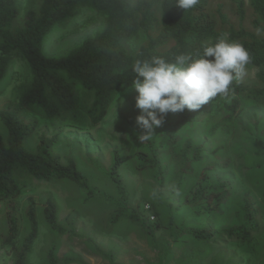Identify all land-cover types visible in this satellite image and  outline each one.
Segmentation results:
<instances>
[{
	"label": "rangeland",
	"instance_id": "rangeland-1",
	"mask_svg": "<svg viewBox=\"0 0 264 264\" xmlns=\"http://www.w3.org/2000/svg\"><path fill=\"white\" fill-rule=\"evenodd\" d=\"M17 1L21 19L28 9L38 10L40 6L39 0ZM104 27V15L85 7L52 29L45 38L44 52L64 56ZM140 42L133 41L129 46L135 49ZM257 71L248 65L241 81H253ZM31 77L27 62L16 58L0 83V109L20 96V86ZM80 90L86 103H92V94ZM137 95L132 87L121 93L105 120L96 126L79 129L67 122L39 119L27 146L35 150L41 134L61 132L55 150L63 157H74L92 185L112 196H117V190L109 170L115 151H119L125 157L122 173L130 193V209L146 226L159 227L156 239L133 217L115 222L118 207L114 202L100 197L87 199L86 192L72 181H36L22 191L17 202L21 238L29 231L25 210L30 195L41 203L48 197L55 198L61 207V223L67 229L74 228V234L54 232L44 221L40 206V235L30 256L31 264H48L53 244L58 264H264V108L244 102L233 120L220 124L227 113L224 103L231 99L229 92L200 110L168 113L151 139L140 141L136 117L142 110L136 107ZM190 114H196L197 119L176 128L175 124ZM0 129L7 135L2 122ZM151 144L158 149L160 172L145 160L152 153ZM207 166L211 167V182L222 184L221 202L211 208L185 204ZM247 196L259 222L253 228L251 243L236 242L226 235L203 241L187 231L192 227L212 232L239 227L245 221ZM8 228L5 204H0V264L15 261L14 253L1 246Z\"/></svg>",
	"mask_w": 264,
	"mask_h": 264
},
{
	"label": "trees",
	"instance_id": "trees-1",
	"mask_svg": "<svg viewBox=\"0 0 264 264\" xmlns=\"http://www.w3.org/2000/svg\"><path fill=\"white\" fill-rule=\"evenodd\" d=\"M20 18L17 0H0V83L7 77L16 58L27 62L32 77L20 86V96L9 100L0 109V204H5L8 233L1 246L15 256L14 264H31L30 256L40 235V206L43 219L57 234H74L61 223L60 205L53 197L41 203L35 196L27 198L25 215L28 233L21 238L18 199L34 182L69 180L76 183L87 199L100 197L118 207L113 220L124 217L140 221L153 240L157 228L146 226L130 208V193L122 173L125 157L115 151L109 176L116 185L117 196L92 185L72 156L63 157L55 150L61 132L43 133L35 150L27 146L39 126V119L63 121L79 129L103 122L115 99L133 86L136 60L163 57L173 59L180 54L198 58L205 45L215 44L222 33H229V42L241 43L251 56L250 66L258 69L251 82H233L231 99L224 103L226 116L220 124L233 120L244 102L264 108V0H199L190 10L177 6L176 0H39ZM93 8L105 17V27L97 35L64 56H48L44 41L52 29L65 24L85 8ZM259 29V31H258ZM141 41L135 49L129 44ZM213 59V58H209ZM92 94L87 104L81 90ZM197 119L190 114L180 124ZM148 164L160 172V156L151 144ZM211 167H205L197 186L185 204L211 208L220 203L222 184L211 182ZM163 176H161V179ZM252 200L245 199V221L237 228L218 231L187 229L196 239L214 241L223 235L236 242L251 243L253 228L259 222ZM173 222V221H172ZM97 246V245H96ZM100 253L101 247L97 246ZM56 245L49 250V263L58 264Z\"/></svg>",
	"mask_w": 264,
	"mask_h": 264
},
{
	"label": "clouds",
	"instance_id": "clouds-1",
	"mask_svg": "<svg viewBox=\"0 0 264 264\" xmlns=\"http://www.w3.org/2000/svg\"><path fill=\"white\" fill-rule=\"evenodd\" d=\"M198 3L176 0L183 10ZM229 35L224 32L215 44L205 45L198 58L180 54L173 59L152 57L134 62L132 88L138 92L136 107L142 110L136 117L140 141L150 140L168 113L200 110L218 96L227 97L233 82L243 79L251 56L241 43L229 42Z\"/></svg>",
	"mask_w": 264,
	"mask_h": 264
}]
</instances>
